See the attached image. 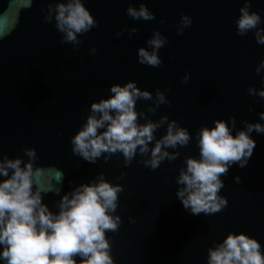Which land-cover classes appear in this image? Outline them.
<instances>
[{
    "label": "water",
    "instance_id": "water-1",
    "mask_svg": "<svg viewBox=\"0 0 264 264\" xmlns=\"http://www.w3.org/2000/svg\"><path fill=\"white\" fill-rule=\"evenodd\" d=\"M48 2L0 0V152L26 160L23 149H35L36 183L52 189L42 194L49 210L58 212L64 193L102 173L124 189L114 213L121 218L119 230L106 233L115 264H207L208 248L229 232L254 237L264 252V133H250L255 148L247 165L233 164L221 177L220 194L227 200L221 211L193 215L176 196L184 158H199L201 127H213L216 119L229 122V117L236 118L233 135L243 129V121L264 125L259 116L264 98L248 93L249 86L264 88V69L255 72L264 44L256 43L251 31L237 34L242 0H82L97 26L79 36L78 50L61 42L54 21H44ZM141 2L154 20L127 15L129 5L138 8ZM250 11L261 16L264 28V0H252ZM184 14L192 24L177 35ZM131 27L137 32L121 31ZM153 30L167 38L158 51L162 63L155 68L137 59V49L148 47ZM92 47L95 54L89 52ZM186 72L190 78L184 83ZM128 80L153 97L160 89L169 101L153 115L147 112L153 101L137 100L138 112L153 121L167 115L191 136L187 146L175 149L177 159H165L155 170L145 167L139 154L126 166L119 152L95 163L72 152L71 137L85 122L91 102L110 95L111 84ZM164 132L161 127L155 135Z\"/></svg>",
    "mask_w": 264,
    "mask_h": 264
},
{
    "label": "clouds",
    "instance_id": "clouds-1",
    "mask_svg": "<svg viewBox=\"0 0 264 264\" xmlns=\"http://www.w3.org/2000/svg\"><path fill=\"white\" fill-rule=\"evenodd\" d=\"M251 2L242 0L235 20L236 31L241 36L251 31L256 43L264 44V28L259 27L262 18L256 11H250ZM126 13L135 20L155 19L142 2L138 8L129 5ZM44 21H54L56 30L62 34L61 42L72 44L77 50L82 43L79 36L97 26L82 0H49ZM160 22L164 23L163 19ZM191 24L192 18L182 15L176 27L177 35ZM121 31L131 35L137 29ZM146 43L147 48L137 49L138 62L159 67L162 61L158 51L167 43V38L153 30ZM89 52L95 54L96 48H90ZM262 69L264 59L255 72L260 74ZM189 78L186 72L183 82L187 83ZM109 92L106 98L91 102L85 122L71 137L74 155L95 163L101 156L107 162L119 152L127 166L139 154L145 157L140 162L152 170L159 168L165 159L173 161L179 157L175 149L188 145L191 140L188 130L169 120L167 115L153 121L136 108L137 100L153 101L147 106V112L154 115L160 105L169 103L164 92L156 89L153 97L132 80L111 84ZM248 93L264 98V88L249 86ZM259 116L264 120V111ZM229 122L216 119L213 127L203 126L198 130L199 158L186 156L185 166L176 177L179 185L176 196L193 215H213L227 205L226 198L220 194L224 188L221 177L228 174L233 164L241 168L247 165L255 148L250 133H264L261 123L243 121V129H237L233 135L236 118L229 117ZM161 127H165V132L157 138L155 133ZM23 152L28 159L10 158L0 152V177L3 178L0 179V260L4 264H115L106 233L119 230L121 218L114 213L123 187L110 183L101 173L94 182L77 184L64 193L56 205L58 212L54 213L43 203L42 195L52 189L41 187L35 180L39 171L34 163L35 149L24 148ZM234 180L241 182L239 176ZM54 191L60 194L61 190L56 187ZM77 256L79 261L75 259ZM207 264H264V252L254 237L244 232H229L222 241L208 248Z\"/></svg>",
    "mask_w": 264,
    "mask_h": 264
}]
</instances>
